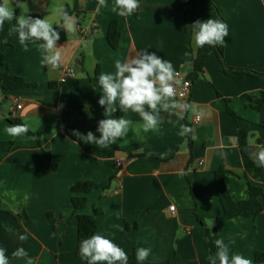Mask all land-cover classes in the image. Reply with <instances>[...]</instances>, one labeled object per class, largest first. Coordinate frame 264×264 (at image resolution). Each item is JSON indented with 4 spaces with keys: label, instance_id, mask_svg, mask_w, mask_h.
<instances>
[{
    "label": "crops",
    "instance_id": "1",
    "mask_svg": "<svg viewBox=\"0 0 264 264\" xmlns=\"http://www.w3.org/2000/svg\"><path fill=\"white\" fill-rule=\"evenodd\" d=\"M209 1L139 0L136 13L120 17L111 11L114 0L99 12L98 0H22L26 15L55 23L59 17L53 9L63 5L77 23L76 32L68 34L53 25L60 34L57 45L63 46V62L56 69L41 63L36 43L21 45L16 34L11 46H0V73L33 84L6 90L0 81V247L7 249L10 264H26V259L11 256L19 247L34 264H87L79 254L71 204V188L79 182L93 184L82 213L99 210L98 234L122 247L128 258L144 247L151 254L142 264H209L205 240L217 227L231 254L258 264L255 252L264 253V167L255 162V151L248 150L264 148V104L256 108L249 97L264 98V0ZM21 11L15 7L17 16ZM210 17L228 25L226 66L258 75H227L212 51L203 73L192 77L196 60L212 46L195 47L189 25ZM114 20L120 31L115 49L107 40ZM9 25L14 28L15 21ZM142 50L172 62L178 73L176 91L184 80L191 82L187 97L177 99L196 111L178 122L161 112L160 133L135 137L130 131L108 147L85 143L73 130L91 131L98 138L94 129L106 118L98 104L102 88L96 71L114 72L117 59ZM66 77L77 83L69 89L51 85ZM123 115L142 122L136 113ZM11 118L27 124L34 136L7 135ZM181 124L194 130L189 137L178 135ZM240 131L248 134L246 148L239 144ZM45 151L58 165L55 172L42 169ZM118 159L121 168L116 167ZM219 169L227 171L225 186L235 202L249 199L250 185L262 189L258 216L223 218L214 190ZM23 234L26 241L19 239Z\"/></svg>",
    "mask_w": 264,
    "mask_h": 264
},
{
    "label": "clouds",
    "instance_id": "2",
    "mask_svg": "<svg viewBox=\"0 0 264 264\" xmlns=\"http://www.w3.org/2000/svg\"><path fill=\"white\" fill-rule=\"evenodd\" d=\"M15 7L22 10L19 16L15 14ZM101 7H108L107 0H98L96 11L99 12ZM139 8V0H114L111 11L120 17H128L136 13ZM27 12V6L22 0H0V31H3L6 22L15 21V27L10 28L9 34L18 35L21 45L36 43L43 65L52 69L60 67L63 62L61 51L63 46L57 45L60 34L53 25H60L67 34L75 33L77 23L75 18L63 5H57L53 9L54 14L59 17L55 23L50 22L46 17L41 19L26 15ZM189 26L192 29L194 46L197 48L223 45L229 34L226 22L211 17L203 21L197 20ZM114 67V72H101L98 76L102 88V96L98 104L103 107V114L106 117L98 122L96 131L100 134L99 137L97 138L91 131L84 135L73 130V134L85 143L108 147L126 137L130 131L135 137H139L142 132L160 133L161 125L164 123L161 112L176 116L178 122L183 119L185 113L196 111L193 104L177 99L175 85L179 83L178 73L172 62L157 56L155 52L148 53L142 50L126 60L117 59ZM118 110L125 114L136 113L142 122L134 123L124 115L116 117L114 114ZM176 122L168 120L173 126ZM4 131L11 137H20L29 132V126L14 124L7 126ZM193 131L191 127L181 124L178 135L187 137ZM220 154L226 155L224 152ZM253 158L258 166L264 167V148L255 150ZM19 239L26 241L28 237L23 234ZM214 244L216 252L208 257L210 264H253L252 260L240 254H231L230 246L223 238L216 239ZM79 254L87 264H128L127 252L111 239L98 233L80 241ZM150 254V248H137L135 257L138 264H142ZM11 256L15 259H26V264H34L23 247L14 250ZM0 264H10L7 249L3 247H0Z\"/></svg>",
    "mask_w": 264,
    "mask_h": 264
},
{
    "label": "trees",
    "instance_id": "3",
    "mask_svg": "<svg viewBox=\"0 0 264 264\" xmlns=\"http://www.w3.org/2000/svg\"><path fill=\"white\" fill-rule=\"evenodd\" d=\"M210 3L209 0H205ZM211 4V3H210ZM38 17V16H33ZM10 25L8 22L5 23L3 31H0V46H11L14 41V34H9ZM6 40V43L2 41ZM107 40L112 48H117L118 42L120 40V31L119 24L117 20H114L110 24L109 32L107 35ZM32 44V43H29ZM212 51H216L219 55L220 61L223 64L224 71L227 75L232 73H241V74H251L258 75L255 72L245 71V70H234L226 66L223 56V45L210 47L203 55H201L195 62L194 72L192 74L193 78H197L200 74L203 73L204 64ZM99 71H96V78L98 80ZM263 76V75H262ZM264 77V76H263ZM0 81L3 84V88L6 90L19 89L24 87H30L33 84L27 83L24 79L16 76H12L6 73H0ZM77 81L71 77H66L60 84L52 83V86H60L62 89H69L74 86ZM254 103H256V108H260L264 104V98H252L249 97ZM228 112L232 113L230 110ZM124 113L118 111V116L123 115ZM10 122L14 124H24L20 119L11 118ZM95 127L94 132L100 135ZM29 136H34V134L29 130L27 133ZM190 136V135H189ZM188 136V137H189ZM248 134L244 131H240L238 135V141L240 146L246 148ZM42 169L46 172H55L58 169V165L53 162L51 153L49 151L44 152V157L42 160ZM227 171L224 169H219L215 172L214 177V190L216 196L220 200L224 213L223 218H234V217H256L258 216L262 209L261 203L259 201V197L263 194L262 189L257 188L256 186L250 185V196L248 200L235 202L230 197L226 186H225V175ZM93 184L91 182H79L71 188L72 191V199L71 204L77 214V226H78V239L79 242L85 238L90 237L93 234L98 233V216L101 214L99 210H94L93 214H83V210L87 206V194L92 190ZM218 219V218H217ZM218 239V229L214 227L212 230L208 231L205 245L209 251V256L215 254L216 247L214 241ZM255 262L263 263L264 262V253L256 251L255 254ZM208 263L209 259H208ZM128 264H137V260L135 255L128 258Z\"/></svg>",
    "mask_w": 264,
    "mask_h": 264
},
{
    "label": "built area",
    "instance_id": "4",
    "mask_svg": "<svg viewBox=\"0 0 264 264\" xmlns=\"http://www.w3.org/2000/svg\"><path fill=\"white\" fill-rule=\"evenodd\" d=\"M69 74H72V72ZM190 89H191V82L189 80H184L182 83L181 89L177 91V96L180 99H185L187 97L188 93L190 92ZM18 108H21V106H18ZM196 122H200V117L196 118ZM122 165H123V162L121 159L116 160V167L117 168H121ZM170 210L174 211L175 206H171Z\"/></svg>",
    "mask_w": 264,
    "mask_h": 264
},
{
    "label": "water",
    "instance_id": "5",
    "mask_svg": "<svg viewBox=\"0 0 264 264\" xmlns=\"http://www.w3.org/2000/svg\"><path fill=\"white\" fill-rule=\"evenodd\" d=\"M255 150H254V148H250L249 150H248V153H251V152H254Z\"/></svg>",
    "mask_w": 264,
    "mask_h": 264
}]
</instances>
